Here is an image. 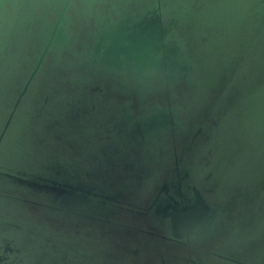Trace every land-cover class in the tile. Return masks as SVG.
Wrapping results in <instances>:
<instances>
[{"label": "water", "instance_id": "1", "mask_svg": "<svg viewBox=\"0 0 264 264\" xmlns=\"http://www.w3.org/2000/svg\"><path fill=\"white\" fill-rule=\"evenodd\" d=\"M77 1L0 0V155L14 128L20 142L14 154L29 165L37 150L47 152L48 134L35 119L44 117L38 112L55 102L84 105L80 118L86 120L78 121L84 130L73 141L97 145L102 162L103 152L122 149L112 132L119 130L110 120L118 122L124 116L101 114L100 108L135 101L129 90L121 95L120 89H108L112 80L109 85L87 80L81 94L64 96L40 84L72 82L66 69L76 39L66 26ZM212 1L146 0L145 13L98 30L90 43L101 67L155 77L157 110L143 118L126 117L121 137L122 145L145 149L151 169L161 162L158 170L165 173L157 174L152 191L127 197L101 189L88 169L74 181L4 162L0 203L41 212L43 220L35 244L25 251L0 243V264H93L92 254L64 236L66 227L60 220L65 219L88 231L101 226L111 238H147L163 250H132L125 254L128 264H174L167 254L177 256L179 264H257L251 255H232L217 244L220 232L224 238L241 230L252 234L253 223L238 222L239 207L231 208L225 223L189 167L198 162L204 168L202 179L208 181L216 165H227L239 179L234 180L239 182L237 190L249 195L253 208L264 207V0ZM25 106L28 112L22 114ZM86 134L89 137H81ZM163 153L166 156L158 160ZM90 204L96 211L87 210ZM52 232L61 236L50 238ZM117 250H124L123 244ZM105 258L101 264H125L118 258L107 263Z\"/></svg>", "mask_w": 264, "mask_h": 264}, {"label": "rangeland", "instance_id": "2", "mask_svg": "<svg viewBox=\"0 0 264 264\" xmlns=\"http://www.w3.org/2000/svg\"><path fill=\"white\" fill-rule=\"evenodd\" d=\"M167 3H176L178 0H164ZM146 0H78L74 5L66 32L72 38H75V46L73 53L70 55L68 68L66 69L67 75L70 77L69 86H64L62 82H40L44 84L43 88L49 89L52 87V94L66 95V94H81L82 89L87 84V80H95L106 84L112 80L108 89L116 93L125 95V90H129L130 94L136 96L135 101L126 102L117 107L116 105L103 104L101 105V114L104 112H121L123 118L110 120L114 123L112 126L119 130L113 137L114 141H119L117 146L121 150L103 152L104 161H101V152L97 151V145H89L81 142L78 145L73 141L81 123L78 121H85L81 119L82 113L85 111L84 105L81 103L79 106L74 104L71 107L61 105L57 102L50 105L48 110L39 111L41 118H36V124L43 125L44 133L48 134L47 142L51 144L47 152L44 154L37 150L32 158V163L23 160L20 155L14 154L17 150V141L15 134L17 129L14 128L8 139L9 143L3 148L0 155V166L6 162L10 166L18 167L21 169L31 168L41 170L38 172L48 178L58 177L65 175L71 180L80 181L81 173L88 169L92 173V177L101 185V189L110 193L126 194L127 197L142 194L144 190L150 192L156 185V176L160 177L165 173L163 169L158 170V166L151 169V164L145 156V149L134 147L130 145H122L121 137L123 132L126 131L123 126L126 125V117L143 118L154 113L157 110L159 103V92L157 91L155 77L148 75H136L124 69L122 72H113L101 67V63L95 61L91 54V41L98 30H109L115 28L122 20L132 19L145 13L147 4ZM209 2L213 3L212 0ZM82 7V8H81ZM82 10V11H81ZM55 53H53L52 58ZM48 68L51 65L47 66ZM50 77L49 79H51ZM154 79V80H153ZM82 80V81H81ZM81 81V82H79ZM122 90V91H121ZM38 91V90H37ZM37 93V92H36ZM35 93V94H36ZM31 100V98H29ZM29 102L31 103V101ZM38 108V107H36ZM35 108V109H36ZM28 107L25 106L22 114L28 112ZM35 111V110H34ZM82 112V113H81ZM36 112V115H38ZM116 116V115H115ZM72 118H75L72 120ZM99 120L101 115L98 116ZM124 120V121H123ZM75 121V122H73ZM124 123V124H122ZM102 124H99V127ZM123 125V126H122ZM65 126H68L69 130ZM81 137H89L83 135ZM19 145V144H18ZM127 146V147H126ZM96 152V153H95ZM94 154L96 155L93 159ZM166 156L165 153L160 154L158 160ZM6 160V161H5ZM87 164H91L92 168H88ZM150 164V166L148 165ZM198 162L192 163L189 169L194 179L204 194L210 206L221 216V219L228 221V212L231 213V208L239 207V216L241 217L238 222L244 223L251 222L252 234L245 235L241 230L236 235L227 234L224 238L221 232L217 235L216 242L224 252L232 255L249 254L252 260L257 264H264V207H252L253 201L250 200L249 195L245 191L237 190L239 182L234 180V174L230 167L226 165H216L214 170V177L211 180L205 181L202 179L204 168L202 169ZM45 177V178H46ZM94 184V180H92ZM237 190V191H236ZM0 203V243L9 242L16 246L20 251H25L27 247L35 244L39 231V223L43 220L41 212L26 209L14 204ZM88 211H96V208L90 204L87 206ZM253 214V217L246 215ZM232 215V214H231ZM62 225L66 227L64 236L67 239L73 240L77 245L95 257L93 264H101V259L105 256V262L120 259L123 263L128 264V259L125 254L132 253V250L142 254L149 251H163L159 244L152 243L150 240L128 236L126 239L118 237L105 236L101 226H92V229L85 230L78 223L69 221L67 219L60 220ZM77 226H80L77 228ZM82 226L85 224L82 223ZM61 236L57 232H52L50 238L58 239ZM123 244L124 250H117V246ZM168 259L174 264H179V258L167 254ZM138 257H135L137 259Z\"/></svg>", "mask_w": 264, "mask_h": 264}]
</instances>
